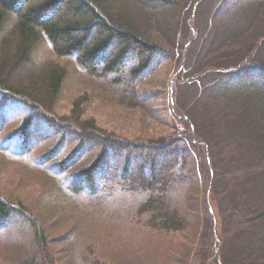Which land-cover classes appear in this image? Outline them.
<instances>
[{
  "label": "trees",
  "instance_id": "16d2710c",
  "mask_svg": "<svg viewBox=\"0 0 264 264\" xmlns=\"http://www.w3.org/2000/svg\"><path fill=\"white\" fill-rule=\"evenodd\" d=\"M44 41L130 109L171 61L182 129L119 139L83 98L61 116ZM10 226L36 245L12 264H264V0H0L1 241Z\"/></svg>",
  "mask_w": 264,
  "mask_h": 264
},
{
  "label": "rangeland",
  "instance_id": "374dc122",
  "mask_svg": "<svg viewBox=\"0 0 264 264\" xmlns=\"http://www.w3.org/2000/svg\"><path fill=\"white\" fill-rule=\"evenodd\" d=\"M33 58L36 63H42L48 59L59 60L47 41L36 49ZM59 61L68 69L63 88L55 104V110L61 116H69L76 99L83 98L82 117L85 120H94L104 132L115 134L119 139L159 138L173 133L176 126L182 129V125L174 123L170 116V90L175 73V67L171 61H166L157 75L147 80L143 86V92L154 98L152 104L139 109H130L112 100L106 88L100 83L92 82L74 59ZM12 149L14 150V147ZM18 230L17 227L10 226L4 234L7 238L4 241L0 240V264H12L16 258L27 254L30 246H36L35 243L29 244L27 238L18 235ZM11 233L13 240L10 239Z\"/></svg>",
  "mask_w": 264,
  "mask_h": 264
}]
</instances>
